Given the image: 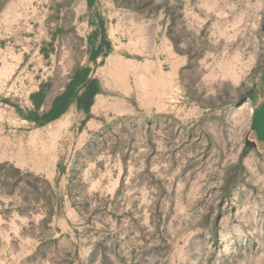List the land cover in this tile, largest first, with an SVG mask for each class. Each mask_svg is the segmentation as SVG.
Listing matches in <instances>:
<instances>
[{
	"label": "rangeland",
	"instance_id": "374dc122",
	"mask_svg": "<svg viewBox=\"0 0 264 264\" xmlns=\"http://www.w3.org/2000/svg\"><path fill=\"white\" fill-rule=\"evenodd\" d=\"M97 15L104 19L107 31L116 45L114 55L134 63L133 67L116 64V70L127 76L128 84L134 90L127 95H119L113 91L114 94L111 95L121 97L135 107L141 104L137 93L148 87L145 82L147 79H142V72L150 49L149 20H157L165 15V34L171 47L173 46V52L188 59L180 72V93L177 92L175 100L171 97L168 101L179 105L181 120L165 116L161 112L153 113L151 121L146 120L143 115L133 120V115L110 114L112 121L99 128L96 134L86 132L79 135L82 126L80 130L75 126V129L70 130L69 136H66L69 145L73 144L66 154L78 159L77 167L80 170H76L74 179L68 183L66 202L63 203L59 194L49 196L48 191L46 207L45 188L41 178L21 173L11 164L0 162L2 192L8 194L11 184L18 183L21 186L23 215L40 216L47 211L53 213L51 209H54L56 215L66 214L72 217L76 210L81 219L73 222L74 227L71 228L99 229L101 226L94 216L96 212L97 215L101 212L102 219L109 221V214L104 213V210L100 211L97 206L99 203L104 204L107 197L96 193L99 187L108 184L110 170L113 168L107 160L106 143L113 141L123 158L131 149L142 148L144 141V144L149 145L156 162L164 161L162 153L169 150L175 149L180 153L182 165L190 159V155L197 153L198 159H192V165L198 167V171L205 166V157L200 155L207 151L210 187L207 191H199L198 203L202 207L207 201L208 205L212 204V210L208 211L207 216L202 213L201 220L196 223L198 234L195 238L167 235L168 230L176 229L178 221L187 219L188 213L178 203L181 200L183 203L187 202L190 191L173 189L172 183L167 181L161 183L165 181L163 175L166 171L163 169L145 171L139 176V180L120 183L116 193L119 218L116 223L112 221L106 224L118 229H145L150 232L149 238H120L115 252L97 251L90 254L67 252L66 249H73L67 238H61L59 242L48 240L41 244L43 250L48 251L47 255L40 254L41 259L46 261L53 257L60 264H264V153L259 154L255 148L243 151L246 148L245 137L250 128L252 109L264 97L260 81L264 65V0H0V43L3 48L9 41L13 42L21 36H42L40 40L32 41L33 50L37 51L36 56H40V59L33 60L27 68L31 78L26 77L22 66L14 70L12 60L3 61L0 57V71L12 76L2 94L7 101H20L26 106L29 95L41 82L49 80L62 84L68 78L71 81L77 69L88 64L94 66L95 61L89 63V36L98 23ZM228 15L229 20H234L236 16L235 21L239 22L245 38L250 37L252 41L255 34L259 40L256 47V66L251 73L253 76L238 86L222 78V74H228L230 69L229 64L223 62L221 57L214 73L216 78H205L206 51L216 50L218 53L223 50L222 43L214 45L209 31L212 23H217L216 19L220 23L223 19L227 22ZM239 43H242L243 50L247 40L242 41L240 38ZM170 67L167 64L166 71ZM253 79L257 82V93L250 98L249 104H245V98L249 96L254 83ZM21 82L23 87H20ZM195 104L207 105L210 109L195 111ZM70 117L75 123L84 119L81 123L83 125L91 114L84 115L74 110ZM259 150L263 151L264 146H260ZM100 156L101 165L95 170L90 168L89 163ZM249 157L257 166V217L255 223L242 222L241 226L233 222L242 213L237 208L242 195L239 186L247 184L243 161ZM172 168H168V171ZM100 176L103 178L100 179ZM29 185L34 188H29ZM106 190L110 191L109 188ZM128 203H132L133 211L130 207L127 209ZM200 207L197 216L201 214ZM2 210L5 214L12 212L11 208ZM133 216H136L134 220L131 219ZM223 216L229 217V222L222 221ZM170 220L173 224L169 223ZM250 224L257 226V230L248 227ZM185 225L192 226L191 223L183 224L184 227ZM36 226L37 228L28 227L31 235L37 231L43 233L46 229L48 232L52 229L57 233L60 229L56 224L52 228L44 224ZM233 227L243 228L241 233L237 230L236 239L229 236ZM161 230L165 231L163 236H152L153 231ZM141 240L149 246L141 248ZM0 244H7L6 239H0ZM130 246L133 247L132 250ZM25 253L27 251L23 250V254L18 256L23 261L27 256Z\"/></svg>",
	"mask_w": 264,
	"mask_h": 264
},
{
	"label": "crops",
	"instance_id": "0c3cea01",
	"mask_svg": "<svg viewBox=\"0 0 264 264\" xmlns=\"http://www.w3.org/2000/svg\"><path fill=\"white\" fill-rule=\"evenodd\" d=\"M229 17L228 15L227 19ZM235 18L236 16L234 20H229V18L227 22L223 19L221 23L216 19L217 23H212L211 31H209L210 38L214 45L222 43L223 50L218 53L216 50L206 51L204 62L207 69L205 78H211L212 80L216 78L214 73L219 60L222 59L223 62L228 63L230 71L228 74H222V78L238 86L253 76L251 73L256 66V47L259 40L255 34L252 41L250 37L245 38V34L241 33L242 28L239 22L235 21ZM164 19L165 15H162L157 20H149V26L151 27V33H149L150 49L144 63V71L142 72V79H147L145 82H147L148 87L147 89L142 88V91L137 93L138 100L141 103L138 107L127 103L121 97L111 95L114 94L113 91H116L119 95H127L131 90H134L128 84L127 76L122 75L116 70V64L118 63L122 67H133L134 63L114 55L116 45L107 31L106 24H104V32L107 35V40L110 42L111 49L106 56H98L94 62V66L91 64L84 66L91 69L89 76L98 81L100 91L95 95L93 104L90 107L89 113L91 117L83 125L81 123H83L84 119L75 123L70 117L74 110L84 115L87 114L84 109L77 106L76 102H72L64 111H55L59 112L57 117L52 119L47 118L54 100L66 90L70 82L69 78L62 84H56L49 80L41 82L39 87L29 95L26 106H24L20 101L8 102L6 96L2 95L12 76L0 71V162L11 164L21 173H28L34 175L36 178H41L45 188L46 207L48 205V191L49 196L51 195L52 197L53 194H59L60 198L63 199V203L64 201L66 202L69 192L68 183L74 179L73 176H75L76 170H80L79 166L77 167L78 159L75 156L70 157V154H66L73 145H69L68 137L66 136H69L70 130L75 129V126H77V130H80V126H82L81 134L79 135L86 132L96 134L99 128L107 126L108 122L112 121L113 118L109 117L110 114H115L116 116L133 115V120H136V117H139V115H143L146 120L151 121L153 113L161 112L165 116H173V118L181 120L179 105L175 102L168 103V101L171 100V97L175 100L177 92L180 93V72L183 66L187 64L188 59L173 52V46L171 47V42L165 34ZM93 28V31L95 29L98 30L99 37L102 30L97 24ZM41 37V35H35V37L21 36L18 39H14L13 42L9 41L4 48L0 43V57L3 58V61L12 60L15 66L14 70L22 66L23 71L26 72V77L29 76L31 78L27 68L33 60L40 59V56H36L37 51L33 50L32 41L40 40ZM240 38L242 41L247 40L246 47L243 50L241 48L242 43H239ZM219 57L221 58L219 59ZM92 62L93 60L89 63ZM167 64L171 65L169 71H166ZM253 81L254 83L250 91H253L256 96L257 82L254 79ZM20 87H23L22 82ZM41 90L45 94V97L37 103L32 95L38 94ZM251 97L245 98V104L251 102ZM193 107L195 111H207L210 109L207 105L195 104ZM254 107H256V104H254ZM135 137L139 138L138 135ZM142 145V148L131 149L122 158L113 141L106 143L107 160L113 168L110 170L108 184L99 187L96 193L99 192L100 196L106 195L107 197L104 204L99 203L97 206L100 211L104 210V213L109 214V221L102 219L100 216L101 212L98 215L96 212V215H94L97 218L96 222L101 226L96 230H75L71 228L74 227L72 226L73 222L81 219L76 210H74L72 217L66 214L56 215L54 214V209H51L53 213L47 211L46 214L40 216L35 214L23 215L21 213L22 198L20 196V184H11L8 194L2 192L0 188V239H6L7 241L5 245L0 244V257L2 258L0 264H60L55 262L53 257L46 261L41 259L40 254L43 255L44 253L47 255L48 253L47 250H43L44 247L41 244L48 240L59 242L61 238H67L73 246V249H66L67 252L90 254L97 251L100 253L115 252L118 239L120 238H149L150 232H147L145 229L135 231L132 229L111 228L106 223L112 221L116 223L119 218L116 210L118 204L116 193L120 187V183L125 184L139 180V176L143 172L153 171L157 168L163 169L164 172L166 171L165 175H163L165 181L161 183L167 181L172 183L173 189L190 191V199L185 203L182 200L178 203L179 206L183 205V210L188 213L187 219L182 218L183 220L178 221L175 225L176 229L168 230L167 235L171 237L176 236L177 238H195L198 234L196 223H198V220H201L202 213H204V216H207L208 211L212 210V204L208 205L207 201L202 207L198 203L199 191H207L210 187L207 151L200 155V157H205V166L198 171V167L192 165V159H198L197 153L190 155V159H187L184 165H182L180 153L176 152L175 149L174 151L163 152L165 160L156 162L155 156L151 154L152 151L149 145L144 144V141ZM245 150L247 151V148H244L243 151ZM101 161L102 156L95 157L93 162L89 163L90 168L95 170L96 167L101 165ZM243 165L245 166L244 176L247 184L239 186V190H242V195L239 194L237 208L242 213L234 218L235 221L233 223H255L257 217V166H255L254 161L250 157L243 161ZM183 166L184 171L182 172ZM168 168H172V170L168 171ZM210 173H212V168L210 169ZM102 178L100 176V179ZM29 188L32 189L34 187L29 185ZM108 188L110 191L106 190ZM126 206L127 209L130 207L131 211H133L132 203H128ZM198 207H200L201 211L200 216H197ZM2 208H11L12 212L5 214ZM251 215L253 219H251ZM135 217L133 216L131 219L134 220ZM223 220L229 222V217L223 216ZM91 221L95 220L91 219ZM24 222L26 224H23ZM169 223L173 224L171 220ZM187 223H191L192 226L185 225L184 227L183 224ZM38 224H44L51 228L56 224L60 229L57 230V233L52 229L48 232L46 229L43 233L37 231L31 235L28 232V227L34 226L37 228L36 225ZM248 227L252 230H257V226L250 224ZM232 229L233 231L229 236L236 239L238 237L236 235L237 230L241 233L243 228L233 227ZM245 229L249 231L248 228ZM164 232L162 230L153 231L152 236L159 238L164 235ZM57 246L59 247V245ZM147 246L149 244L141 240L140 247L144 249ZM129 248L133 249L131 246ZM23 250L27 251L25 253L27 254L25 261L21 260V257H18L23 254ZM64 264L95 263L66 262ZM96 264H112V262H100Z\"/></svg>",
	"mask_w": 264,
	"mask_h": 264
},
{
	"label": "trees",
	"instance_id": "16d2710c",
	"mask_svg": "<svg viewBox=\"0 0 264 264\" xmlns=\"http://www.w3.org/2000/svg\"><path fill=\"white\" fill-rule=\"evenodd\" d=\"M97 17V25L100 26L102 33L98 37V30L95 29L89 36L90 58L93 61H96L98 56H106L111 49L110 42L104 32V19L98 15ZM90 71L89 67H82L76 70L66 90L54 100L51 111L47 116L48 119L57 117L59 112L55 111L66 110L72 102H76L79 108L89 113L94 97L100 91L98 81L89 76ZM249 96H255L254 92L250 91ZM32 97L38 103L45 97V94L41 90L38 94L32 95Z\"/></svg>",
	"mask_w": 264,
	"mask_h": 264
},
{
	"label": "water",
	"instance_id": "95a60500",
	"mask_svg": "<svg viewBox=\"0 0 264 264\" xmlns=\"http://www.w3.org/2000/svg\"><path fill=\"white\" fill-rule=\"evenodd\" d=\"M260 81L264 91V65ZM260 146H264V97L262 101L252 110L250 128L245 137L246 148H255L259 154L264 153V150H259Z\"/></svg>",
	"mask_w": 264,
	"mask_h": 264
}]
</instances>
